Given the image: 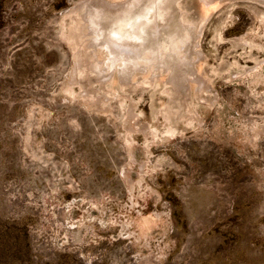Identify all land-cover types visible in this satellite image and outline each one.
Listing matches in <instances>:
<instances>
[{
  "label": "rangeland",
  "instance_id": "1",
  "mask_svg": "<svg viewBox=\"0 0 264 264\" xmlns=\"http://www.w3.org/2000/svg\"><path fill=\"white\" fill-rule=\"evenodd\" d=\"M134 1L0 0V264H264V0Z\"/></svg>",
  "mask_w": 264,
  "mask_h": 264
},
{
  "label": "bare ground",
  "instance_id": "2",
  "mask_svg": "<svg viewBox=\"0 0 264 264\" xmlns=\"http://www.w3.org/2000/svg\"><path fill=\"white\" fill-rule=\"evenodd\" d=\"M150 1H152V0H150ZM150 1L149 0H135L133 3H131L130 5L128 4V6H126V8H125V11H123V12H125V17H133L134 15H136L138 12H139V9L142 7V8H144V10H146V6H148L149 4H150ZM154 1V0H153ZM212 0H203V2L205 3V4H209L210 2H211ZM159 3V2H158ZM210 5V4H209ZM155 7V6H154ZM116 8V7H115ZM176 9H177V7H176ZM120 10V9H119ZM124 10V9H123ZM150 10V9H149ZM151 11H152V9H151ZM176 11V10H175ZM116 12V11H115ZM120 12V11H119ZM147 12V11H146ZM146 12H145V14H146ZM173 12H174V10H173ZM113 13V12H112ZM122 13V12H121ZM175 13V12H174ZM173 13V14H174ZM178 13H180V12H178ZM208 13V12H207ZM206 13V14H207ZM124 14V13H123ZM144 14V13H143ZM149 14V13H148ZM172 14V13H171ZM117 15V14H116ZM115 15V16H116ZM121 15V14H120ZM180 15V14H179ZM178 16V15H177ZM181 16V15H180ZM179 18V17H178ZM177 18V19H178ZM139 19H143V18H138L137 19V21L135 22V26L134 27H137V28H135V32H133V34H129V33H131V32H129V33H127V35H125L126 37V39L124 38V39H122L123 37H121V39L119 40V39H114V40H112V43H114V44H112V48L110 47V49H112L111 51H112V53L114 54V55H116V56H122V60H124V67H125V70H127V68H132L133 66H136L135 65V63H136V61H138V59H137V57H138V55H139V52H138V54H137V50H133V47L131 46V45H126L125 44V42H124V40H127V42H128V39H129V37L131 36V37H133V38H136L137 36H135V34L134 33H136V34H138L139 35V33H140V31H141V29H139V27H140V23L141 22H143L142 20H139ZM146 19V18H145ZM169 19H170V17H169ZM176 20V19H175ZM141 21V22H140ZM146 22V21H145ZM158 22V21H157ZM167 22V21H166ZM137 23V24H136ZM172 23V22H171ZM175 23V22H174ZM177 23V22H176ZM155 24V23H154ZM157 24V23H156ZM155 24V25H156ZM164 24V23H163ZM172 26L171 27H173V26H175L173 23L171 24ZM131 26H132V24H131ZM149 26H152V25H149ZM162 26V25H161ZM166 26V25H165ZM168 26V25H167ZM155 27V26H154ZM177 27H178V25H177ZM148 28V27H147ZM152 28V27H151ZM166 27H158L156 30H154L153 32H152V34H153V36H154V38L155 39H159V36L162 34V31H164V30H166L165 29ZM129 29V28H128ZM145 29V28H144ZM150 29V28H149ZM148 29V30H149ZM173 29V28H172ZM178 29V28H177ZM174 30V29H173ZM132 31V30H131ZM144 32H146V31H144ZM150 32H151V29H150ZM171 32V31H170ZM121 33V32H120ZM123 33V32H122ZM125 33V34H126ZM167 34H169V33H167ZM145 35V34H144ZM111 36V35H110ZM122 36V35H121ZM141 36V35H140ZM143 36V35H142ZM145 37V36H144ZM151 37H152V35H151ZM169 37V36H168ZM175 37H176V35H175ZM113 38V37H112ZM141 39V38H140ZM175 39V38H174ZM110 40V39H109ZM143 40H145V39H143ZM161 40V39H160ZM108 41V40H107ZM131 41V40H130ZM142 41V40H141ZM140 41V42H141ZM163 41V40H162ZM165 41V40H164ZM110 42V41H109ZM138 42V41H137ZM132 44H133V39H132V42H131ZM154 43H156V42H154ZM160 43V42H159ZM129 44V43H128ZM136 44V43H135ZM140 45V44H139ZM149 45V44H148ZM154 45V44H153ZM111 46V45H110ZM147 46V45H146ZM156 46V45H155ZM109 47V46H108ZM139 47V46H138ZM145 47V46H144ZM156 48V47H155ZM159 48H161V47H159ZM158 48V49H159ZM148 49V48H147ZM150 49V48H149ZM143 50V49H142ZM146 50V49H145ZM138 51H139V49H138ZM144 51V50H143ZM146 53V52H145ZM143 57V56H142ZM141 58V57H140ZM116 59H118V58H116ZM121 60V61H122ZM140 63V62H139Z\"/></svg>",
  "mask_w": 264,
  "mask_h": 264
}]
</instances>
